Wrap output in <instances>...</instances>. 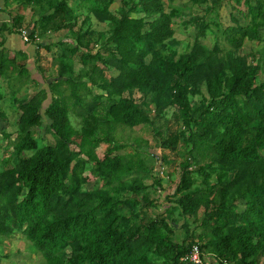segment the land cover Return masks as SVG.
<instances>
[{
    "label": "trees",
    "instance_id": "1",
    "mask_svg": "<svg viewBox=\"0 0 264 264\" xmlns=\"http://www.w3.org/2000/svg\"><path fill=\"white\" fill-rule=\"evenodd\" d=\"M33 1L41 33L67 32L46 46L61 49L48 88L15 99L14 130L4 129L0 109L2 136H15L0 156V243L21 233L45 264H180L198 240L211 264H264V55L244 47L264 41V0H230L234 25L226 27L223 0H189L207 4L202 15L176 0H120L117 13L115 0ZM177 17L196 28L184 51ZM93 19L109 29L96 30ZM5 61L2 53L9 77L15 63ZM28 72L22 66L18 78ZM43 127L53 144H39ZM118 127L151 135L162 169L170 163L164 151L180 154L173 192L157 197L163 171L142 153L151 141L117 139ZM87 172L95 188H84Z\"/></svg>",
    "mask_w": 264,
    "mask_h": 264
},
{
    "label": "rangeland",
    "instance_id": "2",
    "mask_svg": "<svg viewBox=\"0 0 264 264\" xmlns=\"http://www.w3.org/2000/svg\"><path fill=\"white\" fill-rule=\"evenodd\" d=\"M30 0H21V3L23 6L28 5V3H31V6H33L35 9L38 8V6L36 5L35 1L33 2H29ZM229 1L230 0H223V4L219 7V21L222 23L223 27L226 26H230V25H234V22L231 19V14L229 11ZM73 2V0L71 1ZM176 4L178 6H182L184 8V12L188 13L193 11L194 13L200 14L202 15L205 11L202 8V6H206L207 4H203L202 6H198V5H191V3L189 2V0H176ZM189 4L190 7H188L187 5ZM121 5V1L120 0H115V2L111 5V10L115 13H117L119 6ZM241 9H245V6L242 4L241 5ZM37 14L39 15V11L37 12ZM234 14L236 15L237 18H239L240 22L243 24L247 23V20L244 19V17L242 16L240 11H235ZM176 23H175V27H176V38L180 41V43L177 45V48L180 51H184L189 43H191L194 38H195V31L196 28L194 26H189V28H185L184 24L181 22V18L177 17L176 18ZM93 23V27L96 30H100V31H104V30H108L109 29V25L107 24V22L104 23H99L96 19L92 20ZM262 35L264 36V26L260 29ZM63 34V33H62ZM61 34V36H62ZM204 43L206 45H211L213 43V36L211 34V32H209V34L207 35V37H205L204 39ZM58 46V45H57ZM110 47H112V45H110ZM245 50L248 52H256V53H260L262 55H264V41L263 40H246L245 41ZM60 47L58 46L56 48V50L54 52H50V55H48L47 57H45L46 59V63L48 65L49 68H52L51 66L53 65V59L56 56V54L60 51ZM264 65V62H263ZM78 68V67H76ZM51 71V69H50ZM50 71L49 74H44L42 77L44 79L45 82H47V84H49V82L52 81L51 79H48L49 75H50ZM111 74H116V71L114 69H111ZM45 77H47V79H45ZM259 81L264 80V71H260L259 75H258ZM26 77L23 76L21 80V82L25 81ZM40 83V82H39ZM32 88L36 89L38 87V84L33 83L31 85ZM16 91H13V93H11L10 95H13L12 97H14ZM32 92L29 90H25L24 91V96H22L21 98H24L26 96H29V94ZM16 97V96H15ZM12 101V100H11ZM6 102V101H5ZM10 102V101H8ZM11 107H14L15 105L11 104ZM71 111V110H70ZM69 111V117H70V121L72 123V125H75L78 121V118L75 116V114ZM13 112V113H12ZM172 111H170L167 115V119H170L172 113ZM18 117L14 115V109L13 111H11V117H10V123L9 126L7 127V131H11L15 129V124L17 122ZM47 119L45 118L46 122ZM171 125L175 128L176 124L174 122L173 119L170 120ZM158 125L162 126V129H166V121L164 120V118H160V120L157 121ZM79 125V124H78ZM76 126V125H75ZM38 142L40 145L43 144H53L54 143V139L51 136L50 133L46 132L45 127H43L42 129H36L35 130ZM113 134H115L117 139H121L122 141H125L127 139H134L135 137L138 138H148L150 142L149 147L148 144L145 145V147L142 149V153L143 156L145 158V160L149 163V164H153L156 166V169H158L159 171H163V176H164V181L162 183V190L160 191V193H158L157 197L158 199L161 198V194L166 193V192H173L177 183L179 182L180 179V174H181V169L179 166V162L181 160V156L180 154L176 153V152H171V151H164L166 154H168L169 159H170V163L166 164L163 169L161 167L162 163L161 161H159V158L156 157L155 155H152V153L156 154V155H160L162 152L161 148H158L157 150H153L150 147H153L155 145V141L152 139V136H142L141 132L139 131L138 128L132 129L130 130L129 128L126 127H118L116 129V131L113 132ZM15 136H12L11 138H4L2 136V134H0V156L3 155V152L5 150V148L9 145V142H11L14 139ZM10 140V141H9ZM106 144L102 143L100 145V147L97 148L98 154L100 157L103 156V152L106 149ZM71 148L78 150V147H76L75 145H71ZM4 156V155H3ZM87 174H89V180L87 183L84 184V188L85 189H89V188H95L98 184H99V180L97 177L93 176L90 174V172H87ZM157 212H159V210H157ZM182 223V220L179 222V224ZM176 237L177 240H181L183 237V229L179 228L177 230L176 233ZM0 254H1V258L2 261L0 264H45L44 263V258L41 257L40 255H37L30 247V244L28 242V240L21 234V233H17L16 235L5 239L4 242L0 243ZM207 259L211 262V256L207 254Z\"/></svg>",
    "mask_w": 264,
    "mask_h": 264
},
{
    "label": "crops",
    "instance_id": "3",
    "mask_svg": "<svg viewBox=\"0 0 264 264\" xmlns=\"http://www.w3.org/2000/svg\"><path fill=\"white\" fill-rule=\"evenodd\" d=\"M37 12V9L31 6V3L23 6L20 0H0V56L2 53L6 54L5 62L7 66L10 62L15 63L14 66H9L10 70H12L9 77L4 74L2 69L0 70L2 72L0 73V109L7 113L9 123L13 109L14 115L19 116L15 99L24 96L25 90H32L33 93L37 89L40 90L43 88L41 83H39L36 89H34L35 87L32 88L31 85L35 83L33 80H37L38 75L43 76L45 73L49 74L48 71L51 68L48 67L45 57L50 55V52H54L59 45L54 46L52 51H49L46 46L60 41L67 32L62 30L55 33H41L37 25L40 17ZM19 15L22 17V20L17 23L14 16ZM22 28H27L33 33L31 41L27 42L23 39L21 34ZM22 66L29 70L23 82L18 78L20 77L21 73H19V70ZM7 70L9 71L8 67ZM13 91H16L14 92L16 97L10 95ZM11 104L15 106L11 107ZM7 127L4 129H7ZM2 133L3 128L0 126V134Z\"/></svg>",
    "mask_w": 264,
    "mask_h": 264
},
{
    "label": "built area",
    "instance_id": "4",
    "mask_svg": "<svg viewBox=\"0 0 264 264\" xmlns=\"http://www.w3.org/2000/svg\"><path fill=\"white\" fill-rule=\"evenodd\" d=\"M21 34L25 41H31V32L29 29L22 28ZM223 263L230 264L227 260H224ZM180 264H210V261L207 259V254L202 250L200 242L196 240L192 243L189 251L182 257Z\"/></svg>",
    "mask_w": 264,
    "mask_h": 264
},
{
    "label": "water",
    "instance_id": "5",
    "mask_svg": "<svg viewBox=\"0 0 264 264\" xmlns=\"http://www.w3.org/2000/svg\"><path fill=\"white\" fill-rule=\"evenodd\" d=\"M42 85H43V88L45 87V88H48V84H47V82H45L44 81V79H43V77L42 76H37V78H36ZM50 101V93H49V98H48V100H46L45 102H44V107L48 104V102Z\"/></svg>",
    "mask_w": 264,
    "mask_h": 264
},
{
    "label": "clouds",
    "instance_id": "6",
    "mask_svg": "<svg viewBox=\"0 0 264 264\" xmlns=\"http://www.w3.org/2000/svg\"><path fill=\"white\" fill-rule=\"evenodd\" d=\"M210 255V254H209ZM211 256V255H210Z\"/></svg>",
    "mask_w": 264,
    "mask_h": 264
}]
</instances>
